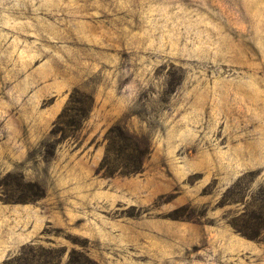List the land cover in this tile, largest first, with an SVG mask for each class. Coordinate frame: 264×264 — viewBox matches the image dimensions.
Listing matches in <instances>:
<instances>
[{
  "label": "rangeland",
  "instance_id": "1",
  "mask_svg": "<svg viewBox=\"0 0 264 264\" xmlns=\"http://www.w3.org/2000/svg\"><path fill=\"white\" fill-rule=\"evenodd\" d=\"M261 226L264 0H0V264H264Z\"/></svg>",
  "mask_w": 264,
  "mask_h": 264
},
{
  "label": "trees",
  "instance_id": "2",
  "mask_svg": "<svg viewBox=\"0 0 264 264\" xmlns=\"http://www.w3.org/2000/svg\"><path fill=\"white\" fill-rule=\"evenodd\" d=\"M139 168L137 167V168H135L134 170H133V172H135V171H137ZM260 190H263L262 188H260ZM261 227H264V226H261ZM238 232H242V231H240V230H238ZM244 233V232H243ZM249 234H245L246 236H248L250 239H254V240H256V239H258V240H264V237L263 238H259L260 237V232H258V230L257 231H255V232H250V230H249V232H248ZM52 258H50V260H51ZM49 260V261H50ZM4 264H11V262H9V260L8 261H6ZM44 264H49V262H45Z\"/></svg>",
  "mask_w": 264,
  "mask_h": 264
}]
</instances>
